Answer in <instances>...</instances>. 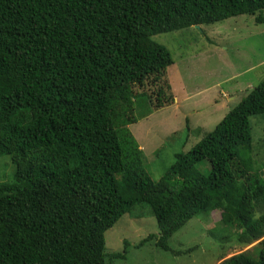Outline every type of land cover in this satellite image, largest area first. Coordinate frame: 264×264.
<instances>
[{
	"label": "trees",
	"instance_id": "trees-1",
	"mask_svg": "<svg viewBox=\"0 0 264 264\" xmlns=\"http://www.w3.org/2000/svg\"><path fill=\"white\" fill-rule=\"evenodd\" d=\"M263 10L264 0H0V157L14 166L0 183V264H112L126 252L108 255L105 232L137 207L158 229L138 248L171 252L193 217L218 213L207 228L224 246L218 264H264V140L258 164L249 122L264 115V81L158 181L129 131L174 100L171 55L152 36L241 15L261 23ZM234 247L250 249L228 257Z\"/></svg>",
	"mask_w": 264,
	"mask_h": 264
},
{
	"label": "rangeland",
	"instance_id": "rangeland-1",
	"mask_svg": "<svg viewBox=\"0 0 264 264\" xmlns=\"http://www.w3.org/2000/svg\"><path fill=\"white\" fill-rule=\"evenodd\" d=\"M262 14L264 18V10ZM151 40L171 55L167 77L174 100L138 120L129 131L144 154L146 173L158 181L174 163L175 154L189 151L248 91L264 81V22L241 15L209 26L157 34ZM249 122L254 159L260 164L264 115L252 116ZM196 170L207 176L208 162H200ZM13 174L9 157H0V183L9 182ZM207 219L199 214L177 231L168 242L171 252L155 248L154 241L138 248L158 229L149 209L137 207L105 232V251L108 255L126 252L124 259L112 264H218L224 246L208 235L207 228L216 225L219 214ZM248 249L234 247L228 257Z\"/></svg>",
	"mask_w": 264,
	"mask_h": 264
},
{
	"label": "crops",
	"instance_id": "crops-1",
	"mask_svg": "<svg viewBox=\"0 0 264 264\" xmlns=\"http://www.w3.org/2000/svg\"><path fill=\"white\" fill-rule=\"evenodd\" d=\"M231 97V95L230 96H228V98H230ZM232 99H236V97L234 96ZM232 99H230L231 101H233Z\"/></svg>",
	"mask_w": 264,
	"mask_h": 264
}]
</instances>
